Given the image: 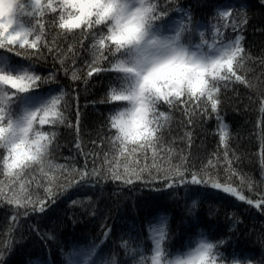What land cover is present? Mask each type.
Here are the masks:
<instances>
[{
    "label": "trees",
    "instance_id": "1",
    "mask_svg": "<svg viewBox=\"0 0 264 264\" xmlns=\"http://www.w3.org/2000/svg\"><path fill=\"white\" fill-rule=\"evenodd\" d=\"M177 7L190 12L193 24L213 25L217 23V9L227 10L230 13L243 14L247 22L241 28L233 31L231 27L223 29L224 35L234 39L237 35L243 36L242 46L253 57L249 67L250 77L259 76L264 72L259 61L264 57V3L261 0H177ZM174 21L179 20L180 12L170 13ZM201 30H204L202 27ZM213 32H208L210 39ZM198 39V35L194 37ZM75 43L74 38L70 41ZM87 48L80 49L79 56L73 64L68 61L69 71L66 73L57 63L53 68L52 59L37 64L35 70L42 76L55 72V83L45 84L36 90L30 100L37 102L58 93L63 89L68 95V104L65 106L67 120L75 125L76 111L81 113L80 136L82 146L88 150L93 148L92 140H98V134L107 133L106 120L111 113L112 104L101 103L115 80L111 71L94 74L87 82L83 79L72 78V71L81 69L78 75L86 73V62L91 61L89 41L85 40ZM77 47H79L77 45ZM0 66H8L13 71L27 67V62L18 57L0 53ZM104 67H108L104 62ZM253 92L242 84H230L223 90L220 117L229 133L228 142L230 151L235 153L233 167L237 175L232 177L233 186L241 187L245 195H250L247 181L256 182L264 188V171L260 163L259 130L255 127L260 117L258 103H251ZM166 107V106H165ZM174 119L169 130L165 129V140L171 141L177 153L184 150L190 154L192 162L199 166L217 151L219 142V126L215 115L197 118L194 125L186 129L180 123L179 112L173 114ZM52 126L45 125L48 130ZM57 136L49 159L56 165H72L83 168L85 158L75 148L76 132L74 127L60 124L54 129ZM192 133V142L189 147L180 139L185 131ZM107 151V147H105ZM221 155L223 149H220ZM150 155V154H149ZM151 161H149L150 163ZM178 162V161H173ZM89 169L92 167V157L88 158ZM99 166V161H97ZM31 172L26 179L36 175ZM213 174L221 181L229 178L223 167L213 170ZM244 177V181L241 180ZM155 187V186H153ZM191 188L180 186L163 191H153L139 182L135 186H123L119 181L100 180L93 178L89 183H80L68 188L56 203L51 204L46 213H30L21 217L19 225L8 235L6 217L10 216V205L0 206V240L7 239L12 245L4 251L3 261L0 264H61V254L69 245L90 240L103 244L104 250L112 249L119 254L121 260L130 259L125 255L121 244L127 241L130 248L150 254L153 246L150 228L157 223L160 216L167 217L165 244L171 250L185 245L190 238L200 236L219 240L224 239L226 244L220 246V252L227 260H247L250 264L264 262V211L249 206L235 197L202 186ZM33 196L42 195V189L33 184ZM199 196L200 200L193 205V199ZM72 201H79L72 204ZM151 222V224L149 223ZM106 225V228H102ZM39 233H48L42 236ZM111 230L105 238V231ZM123 237V240L121 239ZM147 249V251H145ZM78 251L79 249H74Z\"/></svg>",
    "mask_w": 264,
    "mask_h": 264
},
{
    "label": "snow or ice",
    "instance_id": "2",
    "mask_svg": "<svg viewBox=\"0 0 264 264\" xmlns=\"http://www.w3.org/2000/svg\"><path fill=\"white\" fill-rule=\"evenodd\" d=\"M264 3V0H261ZM177 0H158L156 19L160 21L165 28L169 24L183 31L189 32L194 36L197 29H204L202 35L207 38L208 32H213L214 43L231 49V55L224 53L226 59L218 61L219 72L214 73L215 83L209 85L205 81L200 89V94H193L190 98L184 99L180 96L178 99L170 98L178 95L177 89H171L168 92L161 91L157 80L163 77L156 72L153 77V84L159 93V98H163V103L158 106V110L153 111L152 100L150 98L139 97L134 101L138 105L134 112H121L106 120L107 133L98 134L97 140H92L93 148L88 150L82 146L80 136L81 113L76 111L75 125L69 123L64 116L65 93L59 91V95H51L46 99H40L32 103L29 99L37 89L45 84L55 83V72H50L47 76H42L36 71L35 66L52 59L53 68L59 63L61 68L67 73L68 61L74 64L79 56L80 49L87 50L84 41L92 35L89 29H95V23L89 21L88 26L83 29L79 36H74L75 43L69 42L70 37L63 35L59 31V25L64 21L66 9L69 8L67 0H11V9L0 16V25L6 26L0 28V53L11 57H18L27 62V67L18 71L11 70L8 66H0V114L11 119L18 112L29 113L30 110L39 109L43 113L41 129L47 132L46 137H40L37 145L42 148L45 144H50L51 149L54 145L57 133L53 129L65 124L68 127H74L76 132L75 148L79 154L85 158L83 168H76L72 165H56L51 163L47 169L43 165L35 170L36 175L29 179H24L15 170H10L7 177L0 176V206L10 205V216L6 217L8 223V235L19 225L21 217H27L30 213H46L51 204L56 203L60 195L68 188L79 185L80 183H89L93 178L98 183L100 180L119 181L123 186H135L137 182L145 187H151L153 191H163L180 186L191 188L192 192L198 191V188L192 186H202L212 188L235 197L237 200L245 202L251 207L264 211V188L256 182L248 180L247 187L250 195H245L242 188L233 186L232 177L237 175L233 167V158L235 153L230 151L226 125L223 124L220 117V110L223 103L222 94L230 84H242L253 92L250 97L251 103L260 105V117L255 127L259 130L260 141V163L264 171V72L259 76L250 77L249 72L253 69L249 67L253 61L245 48L242 46L243 36L237 35L234 39L226 37L223 29L231 27L233 31L241 28L247 20L243 14L221 13L216 18L217 23L211 26L193 24L190 12L177 7ZM180 12L178 21H174L170 13ZM225 41H231V44H225ZM77 45L79 47H77ZM111 51L99 52L98 55L86 62V73L81 76L78 72L83 70L76 69L72 71V78L83 79L85 83L94 74L111 71L109 67L102 66L104 62L111 64ZM261 67H264V57L259 61ZM226 69V72H225ZM116 79L111 83H116ZM110 84V85H111ZM66 95H68L66 93ZM125 96H117L113 93L104 97L101 103L112 104L113 112L119 108L118 101L126 100ZM166 106V107H165ZM175 112L181 115V125L186 129L194 125L196 119L203 120L205 117L215 115L219 126V142L217 151L214 152L205 163L201 161L199 166L192 162L190 154H185L184 150L179 153L175 151L171 141L165 140V129L170 133V124L172 123ZM0 119V123H2ZM45 125L52 126L48 130ZM136 130H133V126ZM190 147L192 142V133L185 131L180 137ZM107 147V151L105 150ZM220 149H223L221 155ZM150 154V155H149ZM11 156V153H10ZM92 157V167L89 169L88 158ZM178 162H173V161ZM99 161V166H97ZM149 161H151L149 163ZM27 163V161H26ZM23 168L24 165H20ZM223 167L229 174V178L221 181L218 176L213 174V170ZM244 177L241 180L244 181ZM37 189H42V195L33 196L32 185ZM155 186V187H153ZM79 201H72L77 204ZM192 207H195L193 203ZM167 217L160 216L155 227L150 228L153 241V255L151 264H161L160 253L163 249L167 251L165 241L167 239L166 231ZM151 224V222H149ZM102 225V228H106ZM38 234L39 229L32 226ZM110 229L105 231V238L108 237ZM52 238L48 233L40 234ZM201 238L204 235L200 234ZM123 240V237L121 238ZM223 241H218L222 244ZM7 239L0 240V261H3V253L11 248ZM121 247L128 248L127 241L121 244ZM205 249V255L210 252L212 245L201 244ZM147 251V249H145ZM95 249L73 250L66 257L68 264H73L76 257H84L94 254ZM137 257H144V252L137 251L132 257L133 264H138ZM221 260L224 258L221 256ZM32 264V262H30ZM42 264H49V261H43ZM127 264V261L124 262ZM143 264H149L148 258L144 257Z\"/></svg>",
    "mask_w": 264,
    "mask_h": 264
},
{
    "label": "clouds",
    "instance_id": "3",
    "mask_svg": "<svg viewBox=\"0 0 264 264\" xmlns=\"http://www.w3.org/2000/svg\"><path fill=\"white\" fill-rule=\"evenodd\" d=\"M64 21L59 25V31L67 36H79L89 21L95 23V29H89V52L92 59L99 52L111 51L109 69L115 74L116 83L109 86L105 97L115 93L125 96L126 100L118 101L119 108L111 112L108 118L119 115L121 112H134L138 105L134 101L139 97L152 100L153 111L163 103V98L153 84L152 77L159 72L163 79L157 80L161 91L168 92L177 89L178 95L170 98H190L193 94H200L205 81L209 85L215 83L214 73L219 72L218 61L226 59L224 53L231 55V49L214 43V34L209 39L197 29L192 36L169 24L167 28L156 19L158 0H67ZM11 9V0H0V16L6 15ZM221 13L229 11L217 9L216 18ZM6 30V26L0 25ZM2 34V33H0ZM198 35V39H195ZM231 44V41H225ZM226 72V69H225ZM61 92L65 93L63 89ZM59 95V93L53 94ZM64 96L65 106L68 104ZM67 119L66 112L63 113ZM43 113L37 107L29 113L18 112L11 119L0 114V176L7 177L10 170H15L24 179L41 165L47 169L52 163L51 145L38 147L40 137H46L47 132L41 129ZM136 130V126H133ZM11 153V156H10ZM27 161V163H26ZM20 165H24L20 168ZM200 200L197 196L193 203ZM223 241L218 244V241ZM210 244L212 249L205 255L201 244ZM224 239L213 240L196 236L190 238L184 246L160 253L161 264H250L247 260H227L220 252V246L226 244ZM145 254L151 264L153 255ZM124 248L125 255L133 264L132 257L138 249ZM74 249H95L94 254L76 257L73 264H124L128 260H121L118 253L112 249L104 250L103 244L86 240L75 245H69L61 254V264H68L66 257ZM224 259L221 260L220 257ZM144 257H137L138 264H143ZM264 264V262H262Z\"/></svg>",
    "mask_w": 264,
    "mask_h": 264
},
{
    "label": "rangeland",
    "instance_id": "4",
    "mask_svg": "<svg viewBox=\"0 0 264 264\" xmlns=\"http://www.w3.org/2000/svg\"><path fill=\"white\" fill-rule=\"evenodd\" d=\"M175 21H178V20H175ZM31 102H32V103H35V99H34L33 101L31 100ZM156 225H157V223L154 224L152 227H155Z\"/></svg>",
    "mask_w": 264,
    "mask_h": 264
}]
</instances>
